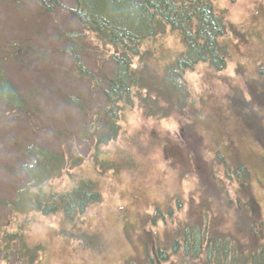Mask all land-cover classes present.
I'll list each match as a JSON object with an SVG mask.
<instances>
[{
    "label": "rangeland",
    "instance_id": "1",
    "mask_svg": "<svg viewBox=\"0 0 264 264\" xmlns=\"http://www.w3.org/2000/svg\"><path fill=\"white\" fill-rule=\"evenodd\" d=\"M59 1L65 7L70 6V0ZM212 4L226 24L227 34L220 39L226 43V66L214 72L206 63H199L184 74L191 94L186 119L145 117L134 99L121 114L116 137L100 147L97 162L90 152L91 146L88 153L86 146L76 150L75 139L73 157L77 154L83 157L82 163L66 166L59 177L45 183L47 190L59 192L70 189L79 179H93L97 183L101 201L87 209L80 226L82 233L92 237L91 246L71 240L67 234L71 228L62 220L60 211L48 216L32 210L18 211V201L34 190L28 186L18 196L19 189L28 181L26 167L32 160L20 153L25 140L10 146L11 140L17 138L13 133L18 125L25 124V119L19 118L10 125L0 120V247L5 243L2 238L5 233H19L29 255L35 257L33 264H121L132 258H145L146 253L147 258L153 256V246L147 240L161 238L169 249L173 240L165 238L172 236L176 222L185 218L196 182L190 176L178 178L186 165L183 160H167L163 147L175 145L184 154L185 141L191 142L188 151L195 154V167L204 170L203 176L212 178L213 171L218 170L227 186L225 194L231 207L214 212L216 230L228 228L243 239L235 233L244 235L251 229L249 223L245 227L243 224L252 211L242 212L245 203L251 200L258 206L259 220L253 235L264 242V74L258 71L264 63V0H212ZM77 28L65 10L47 14L34 0H0V69L20 92L28 93L32 102L35 111L30 119L40 131L30 134L28 141L51 150L64 141H59L54 133L59 129L75 132L80 124L77 111L65 105L60 107L61 95L77 90V95L88 104L91 99H100L96 93L91 97L92 86L75 77L70 60L61 54L62 44L55 38L58 30ZM91 42L90 56L82 57L83 64L94 73L108 72L110 66L104 61L107 50L96 48V43ZM24 45L29 52L36 50V60H25L22 53L19 56L15 53L24 50ZM142 48L151 54L142 62L134 59L133 65L144 66L152 73L172 63L182 50L178 35L169 29L145 41ZM92 49L101 55L97 57ZM41 124L54 129L53 132H47ZM185 124L187 130H183ZM62 145L65 147V142ZM217 154L224 160L222 165ZM204 165L210 166L208 173ZM237 165L243 166L245 176ZM176 200L180 207H176ZM155 206L161 209L157 214L166 224L160 221L152 224ZM169 208L170 216L161 213ZM175 213V223L170 225L169 218ZM145 215L153 220L141 224ZM11 246L5 254L0 253V264H26L25 258H17L14 244ZM36 246L38 250L33 248Z\"/></svg>",
    "mask_w": 264,
    "mask_h": 264
},
{
    "label": "trees",
    "instance_id": "2",
    "mask_svg": "<svg viewBox=\"0 0 264 264\" xmlns=\"http://www.w3.org/2000/svg\"><path fill=\"white\" fill-rule=\"evenodd\" d=\"M34 1L47 14L65 10L76 23V30H58L55 38L57 43L62 44L61 54L70 60L75 77L84 80L89 87L92 86L91 97L96 93L100 99H91L92 103L88 104L77 95V90L74 94L66 92L61 95L58 100L60 107L65 105L77 111L80 124L76 125L75 132L65 133L59 129V132L54 133L59 141L64 140L65 147L61 142L56 150H51L28 141L30 134L40 131L30 119L35 111L32 110V102L27 98L28 93L20 92L5 75L4 70L0 69V120L10 125L19 118L25 119V124L18 125L17 131L13 133L17 138L11 140L10 146L21 144L22 140H25L21 144L20 153L24 158L32 160L26 167L28 181L21 186L18 196L21 197L28 186L34 190L28 191V194L18 201L20 206L17 205V208L20 212L32 210L43 216L60 211L62 220L71 228L67 232L71 240L88 247L92 245V237L80 231L81 217L90 206L101 201L97 183L93 179H79L70 189L62 192L47 190L45 183L59 177L66 166L82 163L83 157L78 154L73 157L75 139L76 150L86 146L88 153L91 146L90 152L97 162V158L101 157L100 147L116 137L121 114L126 107L133 104L134 99L145 117H177L179 120H185L189 114L191 94L184 74L199 63H206L214 71H222L225 68L226 43H222L220 39L227 34L226 24L222 16L215 13L212 0H70L69 7L62 5L59 0ZM167 29L176 33L181 43L182 50L175 60L155 69L154 73L144 66L134 67V59L142 62L151 54L148 50L143 52L142 44L162 35ZM91 41L96 43V48L107 50L104 61L110 66L108 72L94 73L83 64L82 57L90 56L89 48L93 43ZM24 46V50L15 53L18 56L22 53L25 60H36V50L29 52V47ZM91 51L96 52L97 57L101 55V52L95 49ZM19 65L22 66L23 63ZM258 71L264 74V63L260 64ZM54 93L57 96L59 92ZM186 126L187 124L183 130H187ZM40 127L49 133L54 130L42 124ZM189 144L190 141L184 142V154L177 150L175 145L165 144L163 147L167 160H183L186 165L179 171L178 178L185 179L190 176L196 182L195 189L189 195L185 218L176 222L172 236L170 234L165 238L173 240L171 245H168L169 249H166L162 238L147 240L153 246V256L147 258V253L145 258H132L122 264H264V242L253 235L259 227L257 204L249 200L242 208V212L247 209L252 211V215L245 219L243 224L245 227L249 223L251 229L244 235L235 233L243 239L233 235L228 228L216 230L212 219L214 212L231 207V201L228 195L226 196L228 189L225 181L218 176V170L213 171L211 178L203 176L204 170L195 167V154L188 151ZM218 158L219 164L222 165V157ZM98 162L106 163V160ZM204 166L208 173L210 166ZM237 167L241 170V175L245 176L243 166ZM234 175L238 173L234 171ZM192 194H195V197H192ZM175 203L176 207H180L179 200ZM240 209L239 207L237 211ZM160 210L159 206H155L153 225L156 221L167 223L163 218H159L157 213ZM180 210L177 212L180 213ZM161 213L170 216L172 209L163 210ZM175 216L176 213L169 218L170 225L175 223ZM153 219L145 215L141 224H148ZM2 238L5 243L1 245L0 253L5 254L14 244L17 248V258H25L26 264H33L35 257L29 255L26 243L19 233H5ZM142 238L145 239L140 237L141 240ZM34 249L38 250L39 247Z\"/></svg>",
    "mask_w": 264,
    "mask_h": 264
}]
</instances>
